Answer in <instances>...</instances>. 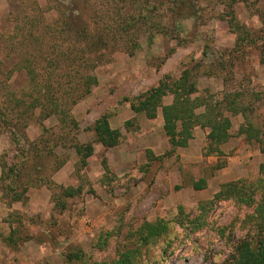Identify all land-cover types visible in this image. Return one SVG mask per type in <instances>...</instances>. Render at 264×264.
I'll use <instances>...</instances> for the list:
<instances>
[{"label": "rangeland", "instance_id": "374dc122", "mask_svg": "<svg viewBox=\"0 0 264 264\" xmlns=\"http://www.w3.org/2000/svg\"><path fill=\"white\" fill-rule=\"evenodd\" d=\"M114 1L123 14L129 11L135 23L140 22L139 47L133 56L124 51L106 53L93 72L97 85L72 108L77 127L53 150L64 155V165L51 173L52 157L42 160L44 173L40 176L58 187L50 190L43 184L24 189L26 178L14 169L7 171L18 147L28 148L32 156L51 149L50 133H62L56 117L43 120L35 114L25 130L17 131L19 143H14L6 130L0 132V177L2 170L6 172L0 179V201L5 206L0 204L9 210L2 219L8 226L2 234L6 237L13 232L17 249L30 245L34 250L23 264L111 262L119 252L134 248L131 236L142 224L173 221L180 208L188 221L193 220L199 214L197 205L210 199L220 185L252 180L264 166V0H197L193 18H187L190 13L183 8L171 13L168 3L161 0H0V102L6 92L20 95L28 89L25 72L16 65L20 53L33 48L28 43L32 41L30 34L37 37L44 32L48 40L50 32L45 24L53 28L54 20L66 14L71 15L70 24L78 27L89 21L94 10ZM58 2L63 6L59 12ZM75 8L78 10L71 12ZM148 9L155 17L151 22L158 27L144 24V17L150 16ZM228 10L246 30L239 33V42L226 21ZM165 30H171V36H165ZM69 36L62 32L54 39L67 43ZM185 70L194 77L196 99L210 96L211 101L220 102L224 95L245 92L242 100L250 109L248 119L258 129L263 144L239 135L242 116L227 114L231 137L221 145L220 155L204 153L208 129L200 127L192 130L186 147H172L163 131L161 108L154 119L130 109L139 95L165 79L168 83L179 79ZM172 101L173 95L168 94L162 104ZM103 115L108 116L110 128L120 134L112 148L98 143L92 130ZM41 137L45 138L39 143ZM75 143H92L93 152L85 167L75 154ZM194 174V178L205 180V189H193ZM9 187L20 191V199L10 201L5 195ZM59 187L80 188L81 192L62 198V208L57 202ZM248 212L223 201L197 230L188 232L172 222L167 236L142 248L136 264H231V254L246 233L243 219ZM77 252L82 257L74 259L72 254ZM13 259L3 264H15Z\"/></svg>", "mask_w": 264, "mask_h": 264}, {"label": "trees", "instance_id": "16d2710c", "mask_svg": "<svg viewBox=\"0 0 264 264\" xmlns=\"http://www.w3.org/2000/svg\"><path fill=\"white\" fill-rule=\"evenodd\" d=\"M161 1L165 4L168 3V8L173 14L183 8L190 13L187 14V18L196 17L192 10L198 5L197 0ZM235 1L231 0V3H235ZM114 2L113 4H104L103 7L106 8L100 6L94 10L89 21H82L78 27L70 24L71 15L61 16L60 14L61 17L54 20L53 28L50 24L44 25L45 29L50 32L48 40H46L44 32L37 37L30 34L32 41L28 43L33 44V48L31 51L28 49L26 52L20 53L21 57L16 67L17 70L25 72L28 89L20 95L14 92H6L3 95V101L0 102V132L6 130L13 136L12 141L19 143L21 137L17 131L25 130L35 114L43 120L56 117L62 126L61 134L50 133L49 138L53 141V146H56L54 148L52 146L46 154L32 156L29 153L31 151L23 146L16 150V157L7 171L14 169L18 173L17 175L26 178L28 184L24 189H28V185L43 184L47 185L50 190L52 187H58L52 181L46 183L40 176L43 172L42 160L44 157H52L51 173L57 172L64 165L66 161L64 155H57L53 150L59 146L58 143H63L69 131L77 127L71 116L72 108L88 96L92 88L97 85V78L93 72L103 63L106 53L124 51L129 56H133L139 47L140 22L139 24L135 23V18L129 11L123 14L118 1ZM146 4L148 5V3ZM131 7L134 10L132 5ZM131 7L130 11H132ZM62 8L63 6L58 2L57 11H61ZM67 9L68 7H66ZM77 10L78 8H75L71 12ZM152 13L153 11L150 9V18L145 16L144 24L148 25L149 23L158 27L156 22H151V18L155 20ZM225 13L228 26L232 33L237 34L236 42H239V33L246 30L244 26L238 24L232 10ZM62 32L70 34L69 42L59 41V38L54 39L55 34L59 36ZM170 33H172L171 30L164 31L165 36H171ZM152 39L153 36L149 33L148 44L152 43ZM245 39L243 36L242 41ZM177 42L178 44L182 43ZM236 45L239 46L237 43ZM193 78L190 71L185 70L179 79L173 80L171 83L165 79L166 81L160 82L157 87L135 98L130 109L134 113L143 114L148 119H154L157 110L161 108L163 131L172 147H186L193 136L192 130L195 127H200L208 129L207 147L204 153L220 155L222 153L221 145L231 137V123L227 114L242 116L244 123L238 128L239 135H244L248 142L254 140L262 143L258 129L248 119L247 112L250 109L242 100L245 92L224 95L220 102L211 101L213 99L210 96L199 100L196 99L197 90ZM224 82L225 78H223ZM168 94L173 95V101L169 105H163L162 100ZM253 96L258 97L257 94ZM92 130L96 141L105 148L115 147L119 142L120 134L110 128L107 115L96 120ZM44 138L41 137L38 142L41 143ZM73 149L79 158L80 165L85 167L87 159L93 152L92 143H75ZM103 167L106 171L108 170L105 163H103ZM21 171L24 172L21 173ZM35 172L36 176L33 177ZM4 175L6 172L2 170L0 179L3 180ZM194 177L196 174L193 175L194 180L191 183L193 189L196 191L205 189V180ZM16 187H9L5 193L11 202L13 199H20V191L16 190ZM59 189L57 202L61 203L62 208L65 207L62 198H70L81 192L80 188L59 187ZM1 201L0 203L5 206ZM223 201H230L237 208H245L249 211L243 219L246 229L245 236L236 244L231 254V264H264V166L259 167L258 176L252 180L239 179L220 185L218 191L210 199L197 205L196 210L199 214L195 219L188 221L180 208L173 221L159 219L153 223H144L131 236V239H134L133 249L119 252L111 262L93 264H136L141 256L142 248L167 236L172 222L188 232L197 230L203 225L204 219L214 210L216 204ZM6 205L8 204L6 203ZM109 233L106 234L109 235ZM2 239L7 245H13L12 248H16L18 245L13 237V232ZM100 245H102L101 242ZM79 254L81 253L72 254V257L79 259L82 257Z\"/></svg>", "mask_w": 264, "mask_h": 264}, {"label": "crops", "instance_id": "0c3cea01", "mask_svg": "<svg viewBox=\"0 0 264 264\" xmlns=\"http://www.w3.org/2000/svg\"><path fill=\"white\" fill-rule=\"evenodd\" d=\"M8 211H9L8 209L4 208L0 204V264H3L6 259L9 260L10 257L14 258L12 261H15V264H18V262H21V264H23L22 260L27 259V255L33 252L34 250H32L31 247H29L30 245L21 246L18 249L12 248L9 245H7L6 242L2 239L3 238L2 233L8 227L6 223L2 222V219L7 216ZM32 255H34V252Z\"/></svg>", "mask_w": 264, "mask_h": 264}]
</instances>
